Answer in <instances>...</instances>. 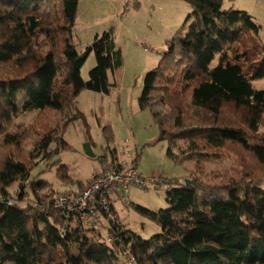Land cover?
<instances>
[{"label":"trees","instance_id":"obj_1","mask_svg":"<svg viewBox=\"0 0 264 264\" xmlns=\"http://www.w3.org/2000/svg\"><path fill=\"white\" fill-rule=\"evenodd\" d=\"M183 1L194 22L181 26L144 75L138 108L159 128L146 145L166 141L171 161L196 166L159 179L167 209L128 206L160 228L143 240L114 215L110 192L122 191L119 182L74 208L100 173L121 170V154L110 150L103 171L84 180L59 157L73 151L64 136L79 121L93 158L78 99L117 86L123 59L113 31L79 52L78 0H0V264H264V92L252 85L264 78L261 26L247 12L222 10L224 0ZM91 53L96 64L84 80ZM92 115L113 142L111 127ZM140 156L133 155L135 166ZM211 159L232 160L231 173L207 180L197 168ZM53 165L74 191L44 179Z\"/></svg>","mask_w":264,"mask_h":264},{"label":"rangeland","instance_id":"obj_2","mask_svg":"<svg viewBox=\"0 0 264 264\" xmlns=\"http://www.w3.org/2000/svg\"><path fill=\"white\" fill-rule=\"evenodd\" d=\"M83 14L78 11L75 41L79 52L83 45L92 42L95 36L112 30L114 40L122 52L123 67L117 78V86L108 95L84 91L78 99L79 110L85 115L90 125V134L94 146L89 147L93 158L88 154L84 140V131L79 121L71 123L65 133V141L73 148L71 152L60 154L61 163L71 168L76 178L84 180L93 174L103 171L104 165L110 161V150L121 154L124 140H129L134 147V154L141 153L137 166L133 165L140 182L145 185H130L128 193L110 192V201L114 215L137 237L148 240L160 232L154 222L134 211L130 204L138 205L152 212L168 208L165 191L157 185L159 179L184 177L195 168V161L178 164L167 156L169 144L166 141L148 146L146 143L155 139L159 128L152 121L148 111L138 108V98L142 90L146 72L153 69L159 59L160 52L166 49V42L186 22L188 28L194 17L183 0H78ZM137 3L134 9L131 4ZM80 8V7H79ZM247 12L261 26L259 37L264 43V0H224L222 10L228 9ZM95 55L91 53L80 70L82 79L87 80L89 71L95 66ZM109 81L112 78L109 77ZM252 85L264 92V78L252 81ZM96 112L112 129L114 140L107 142L102 128L97 125ZM177 153L178 149L174 148ZM105 155V157H104ZM122 159L120 158V161ZM211 161V162H208ZM202 163L201 173L207 180L220 181L225 177L232 165V160L211 159ZM137 163V162H136ZM57 166L45 174L44 179L51 181L58 191L68 190L55 178ZM100 175V176H99ZM96 179L78 196L85 201L84 207L74 203L76 209H84L87 201L102 184H96L102 178L100 173ZM96 189H93L95 188ZM15 188V187H13ZM12 189V188H11ZM74 191L75 188L69 190ZM61 200H63L61 202ZM67 199L59 198L64 205ZM98 226V225H97ZM99 227V226H98ZM129 264V263H125Z\"/></svg>","mask_w":264,"mask_h":264},{"label":"built area","instance_id":"obj_3","mask_svg":"<svg viewBox=\"0 0 264 264\" xmlns=\"http://www.w3.org/2000/svg\"><path fill=\"white\" fill-rule=\"evenodd\" d=\"M134 147L133 144L129 140H124L122 144V150L120 158V164L122 165L121 170L119 171H109L105 176H103L100 180L96 182V184H102V188L108 187V185L113 182H119L122 184V191L119 193H128V187L130 185H145L146 182H140L139 176L136 175L134 170ZM93 189H96L93 188ZM63 200H61L62 202ZM77 205L79 207H84L85 201L77 199Z\"/></svg>","mask_w":264,"mask_h":264},{"label":"bare ground","instance_id":"obj_4","mask_svg":"<svg viewBox=\"0 0 264 264\" xmlns=\"http://www.w3.org/2000/svg\"><path fill=\"white\" fill-rule=\"evenodd\" d=\"M159 188H163L165 190V186L163 184L157 185Z\"/></svg>","mask_w":264,"mask_h":264},{"label":"clouds","instance_id":"obj_5","mask_svg":"<svg viewBox=\"0 0 264 264\" xmlns=\"http://www.w3.org/2000/svg\"><path fill=\"white\" fill-rule=\"evenodd\" d=\"M159 183H161V182H159ZM162 184V183H161Z\"/></svg>","mask_w":264,"mask_h":264},{"label":"crops","instance_id":"obj_6","mask_svg":"<svg viewBox=\"0 0 264 264\" xmlns=\"http://www.w3.org/2000/svg\"><path fill=\"white\" fill-rule=\"evenodd\" d=\"M224 3V2H223Z\"/></svg>","mask_w":264,"mask_h":264}]
</instances>
